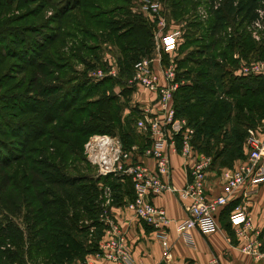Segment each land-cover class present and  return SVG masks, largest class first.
I'll return each mask as SVG.
<instances>
[{
	"label": "trees",
	"instance_id": "obj_1",
	"mask_svg": "<svg viewBox=\"0 0 264 264\" xmlns=\"http://www.w3.org/2000/svg\"><path fill=\"white\" fill-rule=\"evenodd\" d=\"M6 1L0 0V5ZM98 1L62 0L53 13L57 31L42 33L31 25L1 31L5 25L0 26L3 55L12 60L0 77V127L4 129L0 132V264L84 261L98 250L104 228L98 220L104 202L99 183L111 189V204L124 205L134 198L130 177L68 173L64 162L49 157L53 146L31 144L51 131L76 134L83 138L81 156L93 167L83 149L90 135L116 133L121 118L124 127L119 138L124 148L142 137L133 126L134 117H120L123 104L117 102L113 89L121 86L119 93L127 100L132 94L134 87L127 84L136 61L149 57L154 49L155 23L132 13L127 6L130 0H106L114 5L104 9ZM212 1L173 0L170 4L174 15L203 3L209 12L203 23L195 15L188 21L190 28H202L201 36L187 29L184 43L179 44L195 46L178 60L173 105L175 115L193 128L191 143L198 152L210 155L213 167L232 168L245 157L247 129L264 118V74L233 73L241 59H264V31L262 40L256 42L247 29L264 0H221L216 9ZM61 25L72 29L59 32ZM102 40L117 46L118 77L92 82L74 64L70 74L61 75L69 72L72 59L82 61L86 69L103 67ZM73 69L80 73L72 74ZM17 76L18 81L4 88ZM14 104H19L16 111L20 114L15 118L3 114L8 111L3 106Z\"/></svg>",
	"mask_w": 264,
	"mask_h": 264
},
{
	"label": "built area",
	"instance_id": "obj_2",
	"mask_svg": "<svg viewBox=\"0 0 264 264\" xmlns=\"http://www.w3.org/2000/svg\"><path fill=\"white\" fill-rule=\"evenodd\" d=\"M221 0H213L212 7L216 9ZM135 9L150 21H156L154 33L156 55L142 57L134 64V70L128 81L129 86L157 91L158 110L144 113L134 121L138 133L146 137V145L140 148L131 145L124 148L117 135L95 133L84 143L86 160L96 169L97 176L113 175L123 180L130 177L134 190V198L124 206L137 219L154 228L163 246L167 245V229L170 218L166 210L156 205L153 198L167 191H175L183 202L186 217L176 222L177 231L187 240L190 229H197L202 234H209L217 229L220 212L234 199L241 198L244 202L257 192L264 183V120L255 127L247 129L244 141L245 157L234 167L214 169L212 157L200 153L192 145L193 129L184 118L175 115L173 95L179 82L176 80L175 67L171 63L161 68L165 84H160L156 73L154 60L161 62V52L172 55L182 40V30L178 25L166 28L165 17L159 3L151 0H136ZM251 38L260 42L264 31V6L256 9V17L247 27ZM230 31V28H228ZM234 57L238 58V54ZM117 67L112 66L108 74L116 76ZM233 73L235 75L264 74V59H241ZM102 74L101 70L97 71ZM95 74V75H97ZM180 145L179 153L183 158L187 180L180 190H175L170 182L171 163L169 150ZM151 161V164L144 162ZM212 177V178H211ZM99 186H103L99 183ZM105 206L112 202V192L108 186H103ZM104 224L105 239L99 243V256L114 264H136L130 247L118 233L117 224L111 220L108 210L100 214ZM229 221L234 226L236 235L243 240L241 251L255 258L264 256L259 250L255 239L250 238L253 232L252 218L245 205H236L230 212ZM166 256V255H165ZM181 264H191L184 261ZM206 264H217L211 259Z\"/></svg>",
	"mask_w": 264,
	"mask_h": 264
},
{
	"label": "crops",
	"instance_id": "obj_3",
	"mask_svg": "<svg viewBox=\"0 0 264 264\" xmlns=\"http://www.w3.org/2000/svg\"><path fill=\"white\" fill-rule=\"evenodd\" d=\"M148 21L150 20L148 19ZM156 21H154L155 28L157 25ZM166 28H169V26ZM107 54L110 56V53ZM111 56L113 58L110 61L108 60V62L113 66L116 57L112 54ZM161 63L162 61L160 62L157 58L154 60L159 83L165 84L161 71L163 65ZM157 95V91L135 87L131 94V103L133 104V108H136V111L125 108L123 117L130 115V117H134L135 121L136 118L144 113L157 112L159 107L156 103ZM138 134L142 136L139 138V143L145 145L146 140L144 138L146 137L140 133ZM139 143L133 145L140 147ZM179 149L180 145L176 144L174 149L171 148L169 150L171 163L170 182L175 190H180L187 180L183 158L179 153ZM144 162L151 164V161L148 159H144ZM214 169L216 168L214 167ZM153 202L163 207L171 220L167 229L166 246L162 245L153 227L134 217L124 205L110 204L107 206L109 216L117 224L118 233L123 237L124 242L130 247L136 264H181L184 261L191 264H206L211 259H214L217 264H264V256L255 258L241 251L240 246L244 242L241 237L236 235L234 226L229 221V215L233 207L245 205L248 214L252 218L253 232L250 233V238L255 239V243L259 245V250L264 252V183L250 200L244 202L239 197L230 202L229 206L227 205L228 207H225L220 212L217 220L218 227L215 231L209 234H202L197 229H190V241L177 231L176 222L186 217V211L183 202L179 199L176 192L167 191L154 197ZM104 233L105 231L103 230L98 242L99 249V243L105 239ZM81 264L114 263L99 256V252H94L87 254Z\"/></svg>",
	"mask_w": 264,
	"mask_h": 264
},
{
	"label": "rangeland",
	"instance_id": "obj_4",
	"mask_svg": "<svg viewBox=\"0 0 264 264\" xmlns=\"http://www.w3.org/2000/svg\"><path fill=\"white\" fill-rule=\"evenodd\" d=\"M62 0H30V1H16V0H8L5 3H3L2 5H0V26L5 25V27L3 29H1V31H5L8 27L10 26H26V25H31V27H35L37 28L40 32L44 33V32H53V31H57L56 29V25L53 22V13L56 10V8L60 5V2ZM94 1V0H91ZM153 2H157L161 5L162 7V12L161 15L163 14V17H165L166 23L168 24L169 28H170V24L171 22H175L176 25L180 26L181 30L183 31L182 33V40L180 41V44L182 45L184 43L185 37L184 34L186 33V30L188 29V32L193 33L196 36H201V31L202 28L200 29H195L196 26H192L191 28L188 26V21L189 20H194V15L196 17L197 20H200L202 23L205 22V20L208 18L209 12H208V5L206 3L200 4L197 7L194 6L191 8L190 6L188 7L187 11H184L180 14H182L181 16H179V14L174 15L173 13L170 12V4L173 2V0H151ZM192 1V0H191ZM189 0V2H191ZM187 4H190V3ZM98 3L100 4L101 9L107 8L113 4V1H106V0H99ZM117 4V3H116ZM128 8L130 9V11L132 13L135 14H141L138 13V11L135 9L137 6L136 0H130L129 5H127ZM28 10V13H26ZM196 11V12H194ZM72 14V13H71ZM69 16H66V18ZM15 18V19H14ZM17 18V19H16ZM19 19V20H18ZM66 23L65 19L64 21H62V24ZM182 25V26H181ZM34 28V29H35ZM69 29H72L68 26ZM67 25L63 26L61 25V28L59 30L63 31L68 29ZM189 28L192 31H189ZM58 32V33H59ZM192 34V35H193ZM91 44V42H89ZM179 45V47L176 48V50L172 53V55H168L167 53H163L161 52L160 57H161V61H162V65H169V63L172 62V64L175 67V72L177 73L178 70V60L181 59L183 57L184 54H188L189 51L194 48V44H191L187 47L185 46H181ZM67 45H65L66 47ZM100 46L101 48L100 50V56L102 61L105 63V65L103 67H95L93 65V69H86L84 68L86 65L82 64V61L79 63H74L73 59H72V63L69 66V68H71L69 70V72L63 71L61 73V75H68L70 74L71 70H72V64L75 65V68H77L78 70H85V74L89 75V79L92 82H95L97 80H101L102 78L106 77V76H112L110 74H108V71L111 70L112 65L108 62V60L110 61L111 58H113L111 56V54L116 57L117 60V55H118V50H117V46H114L113 44H111L108 40H102L100 42ZM65 50V49H64ZM3 53H5V49L3 47H1L0 45V77L2 74H4L7 70L8 67L10 65V63L12 62L11 59H9L7 56L3 55ZM107 53H110L108 56ZM156 53V49L154 48L152 53L149 55V57H152ZM146 57V58H149ZM88 58H92L91 56H88ZM114 61V67H117V61ZM113 61V60H112ZM68 63H70V61H68ZM189 68H192V64H187ZM77 69H73V73L72 74H76V72L78 71ZM118 71V67L116 68ZM101 70L102 74L98 75L97 71ZM80 73V72H77ZM97 74V75H95ZM118 74V73H117ZM118 77V75H116ZM194 76V72L193 75ZM7 79V77H6ZM19 80V76L12 78L6 85L4 88L6 87H11L16 81ZM186 82V80H182L181 83ZM187 82H189L187 80ZM127 86H129V84H127ZM120 89L121 86H115L113 89V93L116 94V97L118 99L117 102H120L121 104H123V111L125 108H133V104L132 102V98L131 95L128 97V100L126 99L127 97L125 96H121L120 95ZM108 90V89H107ZM3 91V89H0V92ZM12 91V90H11ZM220 94V93H219ZM220 96V95H219ZM221 97V96H220ZM1 104V103H0ZM19 104H14L13 106H3L2 109L4 110L6 107H8V111H3L5 115H8V117L10 118H15L16 114H20V111H16L18 108ZM14 116H13V115ZM123 116L120 115V117ZM20 118H24L23 116ZM184 118V117H181ZM185 119V118H184ZM186 120V119H185ZM262 120H264V118L260 119L259 121H257L256 123H262ZM124 123V119L120 118V122H118L116 133H113V135H120L119 131H123V123ZM187 122V120H186ZM188 124V123H187ZM134 126V125H133ZM190 128H192L190 125H188ZM135 128V126H134ZM193 129V128H192ZM136 130V129H135ZM4 131L3 128L0 127V132ZM6 132V131H5ZM122 133V132H121ZM3 138L5 139H10L12 138V136L10 135H1ZM82 141L83 138L78 137V135L76 134H67L64 132L61 133H55L54 131H51L50 133H46L44 134V136L39 137L38 139H35L32 141V145H37V146H53L54 149H52V155H50L49 157L51 159H53L56 162H64L65 164V170L68 173H88V174H96L95 169L91 166H88L86 164V161H84L82 155V152L80 150V146L82 145ZM54 143V144H53ZM76 145V146H75ZM76 149L79 150L76 151ZM21 166V164H18L19 168ZM219 166H217L216 169H218ZM103 184V183H102ZM103 186H108V185H103ZM102 210L100 212V214L102 212H104V210L107 209V206H105L103 203L101 205ZM99 214V218L98 220H100L101 216ZM88 220L83 219L82 223H87ZM100 222H102L100 220ZM104 229V228H103ZM92 231V228L90 229V232ZM89 234H93L94 231L92 233ZM96 252L101 253L99 247L98 250H96ZM82 261H77L74 264H81Z\"/></svg>",
	"mask_w": 264,
	"mask_h": 264
}]
</instances>
